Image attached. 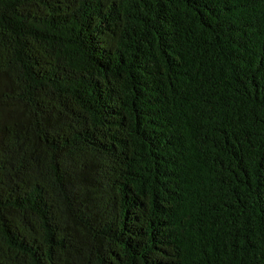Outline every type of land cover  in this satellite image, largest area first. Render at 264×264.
<instances>
[{"label": "trees", "instance_id": "trees-1", "mask_svg": "<svg viewBox=\"0 0 264 264\" xmlns=\"http://www.w3.org/2000/svg\"><path fill=\"white\" fill-rule=\"evenodd\" d=\"M0 264H264V0H0Z\"/></svg>", "mask_w": 264, "mask_h": 264}]
</instances>
